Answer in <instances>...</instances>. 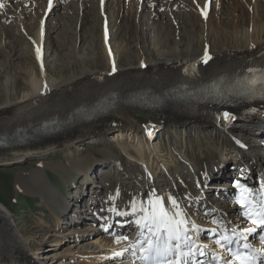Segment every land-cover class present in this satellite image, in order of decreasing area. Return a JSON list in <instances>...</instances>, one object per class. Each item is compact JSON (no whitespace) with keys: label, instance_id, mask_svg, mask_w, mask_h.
Wrapping results in <instances>:
<instances>
[{"label":"bare ground","instance_id":"6f19581e","mask_svg":"<svg viewBox=\"0 0 264 264\" xmlns=\"http://www.w3.org/2000/svg\"><path fill=\"white\" fill-rule=\"evenodd\" d=\"M61 1L64 0H51V7L49 0L44 1L37 40L30 39L36 57V49L43 47L46 17L56 13ZM23 2L4 0L11 8ZM39 2L26 0L31 9ZM98 2L102 7L104 0ZM171 2L167 0V5ZM0 3L5 6L2 0ZM205 9L204 6V11L200 10L202 15ZM238 10L239 7L234 8L227 22L218 20L205 26L200 50L198 43L194 51L178 45L175 50L169 48L170 51L149 50L142 55L133 52L125 61L127 57L122 60L110 47L114 35L109 37L107 33L106 53L99 65L89 68L81 63L66 79H50L46 75L41 51V59H37L41 74H31L29 92L16 101L0 104V124H4L0 127V163L23 162L34 157L40 167L53 168L45 158L59 152L62 156L59 167L70 179L71 172L77 173L82 188L73 184V191L67 196L44 181L42 169L19 172L18 189L40 196L47 206L55 225L53 238L48 240L49 245L38 248L37 263L28 254L32 249L30 237L11 222L9 217L12 220L14 217L0 202V246L5 249L0 248V264L102 262L98 259H106L108 254L112 256L113 251L126 246L123 241L116 243L111 233L123 235L132 226H117L115 220H130L132 216H116L108 209L115 205L127 210L133 197L147 201L153 192L164 197L166 204L168 195L176 197L201 227V223L206 225L209 221L204 215L206 209L216 210L211 219L223 218L228 226L244 225L230 199L229 183L234 181L235 174L244 173V165L252 169L259 182L264 179V107L258 106L253 111L247 104L206 108L172 103L175 95H186L187 90L195 97L198 87L207 81L217 86L230 85L249 68L264 69V5H254L253 13L246 19L235 13ZM245 11L248 8L240 12ZM107 25H103L104 31ZM166 25L163 21L160 30ZM206 49L211 59L204 63ZM225 111L235 118L224 120ZM88 143L96 144L99 152L109 159L107 167L114 169L113 178H106L110 173L103 177L105 167L96 170L102 163L93 159L95 155L85 156ZM243 145L248 148L242 149ZM198 192H205L206 199L202 200ZM78 220L87 223L80 227ZM107 222L110 231L104 232L102 226ZM128 237L134 238V229ZM68 239L71 242L63 247ZM77 257L97 261L84 263L75 260ZM132 258L125 253L106 264H130Z\"/></svg>","mask_w":264,"mask_h":264},{"label":"rangeland","instance_id":"374dc122","mask_svg":"<svg viewBox=\"0 0 264 264\" xmlns=\"http://www.w3.org/2000/svg\"><path fill=\"white\" fill-rule=\"evenodd\" d=\"M2 1L4 3V0ZM22 1H24L23 5L15 8L5 3V6L0 7V104L6 100L16 101L22 98L30 90L31 74L37 73L39 76L41 74L39 61L33 52L34 48L30 39L37 40L38 22L45 0L42 2L36 0L39 3L32 9L29 8L26 0ZM155 1L104 0L102 7L98 0L61 1L62 4L57 6L56 13L46 17L47 22L43 28L41 51L43 50L42 55L44 53L46 75L48 74L50 79H66L68 74L79 69L81 63L89 68L98 66L100 59L102 60L106 53L104 26L107 24L105 30L107 29L109 37L114 35L110 47H114L113 50L117 51V56L121 55L122 60L127 57L126 61L133 52L142 55L149 50L170 51L171 48L176 49L178 45L186 51H194L198 43L200 50L201 43L202 46L204 44L200 37L205 36L203 34L207 30L205 26L213 25L218 20L227 22L233 16L235 7L240 9L235 13L239 14L241 19H246L253 13L254 5H264V0H210V9L203 16L201 13L204 10L202 9L201 12L198 8L203 6L205 0L203 2L172 0L169 6L167 0ZM141 4H145L146 7L140 8ZM242 8L244 10L248 8V11L240 12ZM196 9L199 11L197 12ZM163 21L167 25L160 30L159 25ZM192 40L194 42L191 45ZM203 40L206 38L203 37ZM53 113L49 114L53 115ZM3 125L0 124V127ZM84 154L85 156L95 155L96 158L93 159L102 163L96 170L105 167L102 171V174H105L103 177L110 173L106 178H113L114 169L107 167L109 159L99 152L96 144L88 143ZM61 161V154L55 152L45 158V162L52 164L53 168L40 167L38 158L34 157L23 162L0 163V202L14 217V220L9 217L11 222L15 223L25 236L30 237L32 249L28 251V254L33 257L39 252V247L43 248L50 244L48 240L53 238L51 234L55 225L52 224L53 219L41 197L19 190L16 177L19 172L42 169L46 183H49L58 193L71 195L72 186L79 185L77 189L81 190L80 178L77 173L71 172L70 179L64 169L59 167ZM133 169L132 172H134ZM94 179L99 178L94 177ZM94 183L98 184V182ZM83 223L79 220L77 222L80 227ZM67 242L70 243L71 239L66 240L62 246H68ZM0 248L5 251L3 247L0 246ZM34 251L37 253H33ZM108 257L111 255L108 254L106 259H98L102 262L95 264L108 263L111 260ZM75 260L85 263L86 259L77 257ZM94 261H97V258L90 259V262L86 260V263Z\"/></svg>","mask_w":264,"mask_h":264},{"label":"snow or ice","instance_id":"6c2138e0","mask_svg":"<svg viewBox=\"0 0 264 264\" xmlns=\"http://www.w3.org/2000/svg\"><path fill=\"white\" fill-rule=\"evenodd\" d=\"M2 6L3 4H0V7ZM105 35L107 38V29ZM36 54L40 60V48L36 49ZM210 59L206 49L202 60L207 63ZM115 70L113 66V71ZM235 83L242 90L236 94L247 98L259 95L264 99V69L249 68L247 75ZM222 118L232 120L235 117L225 111ZM233 188L236 189L233 203L239 209L246 227L240 224L229 227L223 218H214L211 222L215 227L203 228L191 220L176 197L168 195L166 204L165 198L154 192L149 194L147 201H138L133 197L127 210L112 206L108 211L116 216L131 215L134 218L132 223L137 226L138 231L135 238L112 232L114 241L118 244L123 241L126 246L120 251H113L108 259L120 258L125 253H130L134 262L139 261V264H264V179L260 181L258 189L250 187L244 178L233 181ZM215 211L206 209L204 215L213 217ZM125 223L126 220L117 222L119 227H123ZM102 227L105 232L110 231L108 227ZM202 234H207L225 255L220 256L212 252L209 260V246L198 243ZM254 235L259 236L260 247L250 243V238Z\"/></svg>","mask_w":264,"mask_h":264}]
</instances>
